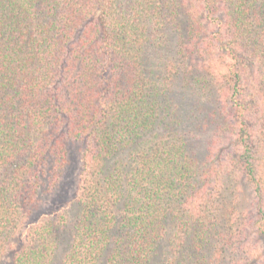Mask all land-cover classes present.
Segmentation results:
<instances>
[{"label":"trees","instance_id":"trees-1","mask_svg":"<svg viewBox=\"0 0 264 264\" xmlns=\"http://www.w3.org/2000/svg\"><path fill=\"white\" fill-rule=\"evenodd\" d=\"M263 258L264 0H0V264Z\"/></svg>","mask_w":264,"mask_h":264},{"label":"rangeland","instance_id":"rangeland-1","mask_svg":"<svg viewBox=\"0 0 264 264\" xmlns=\"http://www.w3.org/2000/svg\"><path fill=\"white\" fill-rule=\"evenodd\" d=\"M69 161L65 167V173L61 181L56 196L50 195L47 205L43 213L39 215L37 220L41 217H54L62 211L74 212V196L77 184L80 179V172L82 167L80 145L78 142H70L68 145ZM264 264V258L261 260Z\"/></svg>","mask_w":264,"mask_h":264}]
</instances>
